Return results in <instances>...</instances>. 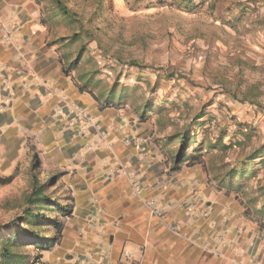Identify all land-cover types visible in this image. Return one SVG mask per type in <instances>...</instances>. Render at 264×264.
I'll return each instance as SVG.
<instances>
[{
  "label": "crops",
  "instance_id": "obj_1",
  "mask_svg": "<svg viewBox=\"0 0 264 264\" xmlns=\"http://www.w3.org/2000/svg\"><path fill=\"white\" fill-rule=\"evenodd\" d=\"M111 1L124 2L65 0L77 23L73 25L49 0H0V176L28 174L35 154L43 174L57 176L55 186L65 191V202H72L60 244L42 255L48 264H120L124 250L131 254L129 264H240L239 257L208 248L205 227L185 236L184 229L194 230L193 220L173 217L171 186H184L188 178L175 183L179 175L169 169L167 137L154 139L155 133L136 123L132 112L98 107L76 84L78 67H86L81 79L90 83L98 75L95 68L103 64L96 56L107 40L105 29H96L94 11L99 4L97 15L109 26ZM246 11L241 18L253 20L247 27L253 34L260 32L261 40L245 39L240 28L232 27L243 12L238 8L225 15L216 8L208 17L231 20L229 26L220 25L218 41L225 48H250V67L263 68L264 23L255 22L264 18V8ZM237 55L231 53L225 62L234 64ZM229 70L234 81L238 67ZM260 83L251 80L250 90L259 89L264 98V81ZM217 98L225 101V112L241 111L229 94ZM76 106L91 124L75 112ZM125 117L128 126L120 123ZM137 184L140 192L135 194ZM190 202L188 210H200L201 200L193 196ZM95 204L99 212L94 218L90 212ZM159 211H164L162 217ZM245 259L250 262L244 264H264V253L250 252Z\"/></svg>",
  "mask_w": 264,
  "mask_h": 264
},
{
  "label": "rangeland",
  "instance_id": "obj_2",
  "mask_svg": "<svg viewBox=\"0 0 264 264\" xmlns=\"http://www.w3.org/2000/svg\"><path fill=\"white\" fill-rule=\"evenodd\" d=\"M109 7L108 33L97 15L99 4L94 11L96 29H105L102 32L107 40L105 46L98 47L101 52L96 56L103 64L95 68L93 73L98 75L89 84L81 79L86 75V67H78L76 84L102 109L132 112L136 123L144 124L145 129L155 133L154 139L191 129L192 142L203 141L202 151L193 153L202 162L183 164L175 170L179 175L175 183L188 180L184 186L181 183L171 186L168 198L175 200L173 217L193 220L194 230L190 233V228L184 229L185 236L198 234L201 225L205 227L209 249L237 256L240 264L249 263L245 257L250 252L264 253V222H256L257 215L249 209V213L246 211L250 208V186L264 185V163H258L262 158L249 159L256 149L260 150L258 155L264 156V98L258 94L259 89L250 90L251 80L264 81V67L256 68L259 66L254 64L250 67V48H242L243 44L225 48L218 41L220 25L224 22L229 26L232 21L211 16L210 19L208 14L216 8L224 15L238 8L243 12L232 27L240 28V35L245 39L255 36L261 40L260 32L253 34L247 27L253 20L241 17L247 9L250 14L254 10L261 11L264 3L259 0H124L121 4L111 1ZM64 19L71 21L73 17L67 15ZM255 23L263 24L264 18L256 19ZM230 35L228 33L227 37ZM4 39L6 42V36ZM231 53L238 54L234 64L230 60L225 62ZM131 60H137L140 65L126 64ZM233 67H238L239 74L233 75L234 81L229 73ZM4 90L8 94L9 87ZM110 92L111 97H108ZM219 93L236 99L241 111L225 112L226 103L217 98ZM120 123L128 126L129 119L125 117ZM176 144L177 140L171 141L166 147L170 160ZM209 144L214 146L208 147ZM187 152H193L191 146ZM171 164L170 161L169 169ZM231 166L243 170L247 176L240 189L230 190L221 181ZM186 171L189 174L184 175ZM251 172L256 175L252 179ZM28 180L29 175L23 171L13 182L0 184V221L19 212L13 202H21ZM52 188L59 190L57 186ZM139 189V185L134 187L135 194ZM64 192L58 191L62 198ZM193 196L202 202L200 210L194 214L187 209ZM258 204L255 202V206ZM94 207L99 209L98 204ZM91 212L95 218L94 210ZM162 212L158 213L160 217Z\"/></svg>",
  "mask_w": 264,
  "mask_h": 264
},
{
  "label": "trees",
  "instance_id": "obj_3",
  "mask_svg": "<svg viewBox=\"0 0 264 264\" xmlns=\"http://www.w3.org/2000/svg\"><path fill=\"white\" fill-rule=\"evenodd\" d=\"M49 2L53 5V9L63 16L71 15L65 0H49ZM72 21L74 22L75 19ZM126 64L136 67L140 65L137 60L128 61ZM80 90L84 89L80 88ZM108 97H111V92ZM192 134H194L192 130L187 129L167 136L168 142L177 140L171 154V171L181 168L183 164L193 165L202 162V159L193 153L202 151L203 141L192 142ZM190 146L193 152L189 154L187 150ZM211 146L214 144L208 145ZM224 146L228 145L224 144ZM259 152L258 149L254 150L250 154V161L262 156L258 155ZM258 163L263 164L264 159ZM28 175V187L22 194L21 202H13L19 212L7 220L0 221V264H48L42 260V255L60 244L64 223L72 215V202L66 200L62 203L63 198L56 193V188H52L55 187L57 176H44L40 168V160L35 154L31 156ZM254 176L255 173L251 172L250 179ZM246 177L243 170L231 166L222 175L221 181L225 182L230 190L240 189ZM13 180V174L0 176L2 185L9 184ZM248 201L250 208H246L247 213L250 210V213L257 215V217L252 215L256 222H264V185L250 186ZM255 202L259 203L258 206H255ZM32 252L34 254L31 255Z\"/></svg>",
  "mask_w": 264,
  "mask_h": 264
},
{
  "label": "built area",
  "instance_id": "obj_4",
  "mask_svg": "<svg viewBox=\"0 0 264 264\" xmlns=\"http://www.w3.org/2000/svg\"><path fill=\"white\" fill-rule=\"evenodd\" d=\"M4 31H5L6 41H7L8 40L7 28L4 27ZM74 110L80 117H84V119L88 120V122H91V120L87 118L86 113L81 108L76 106ZM98 210L99 209L97 208L95 209L94 215H97V212H99ZM122 257L123 259L120 260L121 261L120 264H129L126 261L131 257V254L124 250L122 252Z\"/></svg>",
  "mask_w": 264,
  "mask_h": 264
}]
</instances>
